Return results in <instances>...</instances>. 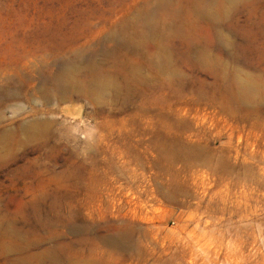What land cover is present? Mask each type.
Listing matches in <instances>:
<instances>
[{
  "label": "rangeland",
  "instance_id": "1",
  "mask_svg": "<svg viewBox=\"0 0 264 264\" xmlns=\"http://www.w3.org/2000/svg\"><path fill=\"white\" fill-rule=\"evenodd\" d=\"M0 264H264V0H0Z\"/></svg>",
  "mask_w": 264,
  "mask_h": 264
},
{
  "label": "bare ground",
  "instance_id": "2",
  "mask_svg": "<svg viewBox=\"0 0 264 264\" xmlns=\"http://www.w3.org/2000/svg\"><path fill=\"white\" fill-rule=\"evenodd\" d=\"M160 2H162V3H164V0H160ZM151 11H149L148 13H147V20L148 21H152V19L154 20V16L152 15V13L153 12H151ZM56 84V83H55ZM58 88V87H57ZM252 88V86H251V84H250V82H246L245 83V89H248V90H250ZM10 90V89H9ZM4 136V135H3Z\"/></svg>",
  "mask_w": 264,
  "mask_h": 264
}]
</instances>
